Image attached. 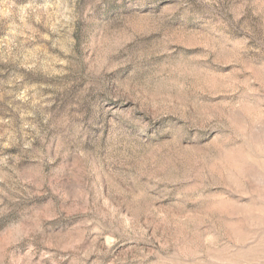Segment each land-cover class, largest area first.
Segmentation results:
<instances>
[{
    "label": "rangeland",
    "instance_id": "374dc122",
    "mask_svg": "<svg viewBox=\"0 0 264 264\" xmlns=\"http://www.w3.org/2000/svg\"><path fill=\"white\" fill-rule=\"evenodd\" d=\"M0 264H264V0H0Z\"/></svg>",
    "mask_w": 264,
    "mask_h": 264
}]
</instances>
